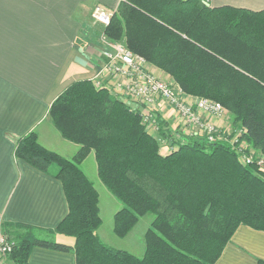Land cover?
<instances>
[{
    "label": "trees",
    "instance_id": "16d2710c",
    "mask_svg": "<svg viewBox=\"0 0 264 264\" xmlns=\"http://www.w3.org/2000/svg\"><path fill=\"white\" fill-rule=\"evenodd\" d=\"M104 35L184 94L219 103L245 129L242 153L264 155V10L121 0ZM48 118L79 147L72 159L41 146L34 131L16 141L14 157L61 183L68 213L53 230L1 224L14 241L8 264H29L35 248L71 253L75 264H214L239 226L264 232V171L255 159L241 163L229 144L183 135L160 116L153 132L138 110L90 80L67 87ZM164 141L167 153L160 152ZM91 152L99 181L122 205L113 216L114 236L127 237L139 218L152 216L141 257L98 238L99 196L80 168ZM56 235L73 245L56 242Z\"/></svg>",
    "mask_w": 264,
    "mask_h": 264
},
{
    "label": "crops",
    "instance_id": "0c3cea01",
    "mask_svg": "<svg viewBox=\"0 0 264 264\" xmlns=\"http://www.w3.org/2000/svg\"><path fill=\"white\" fill-rule=\"evenodd\" d=\"M120 1L0 0V225L12 223L53 230L66 217L68 207L61 183L17 160L15 144L34 131L47 150L68 160L75 155L79 147L61 138L48 118V111L71 84L96 76L101 67L98 47L102 29L92 21L91 13L97 6L114 12ZM224 6L260 12L264 10V0H210L211 8ZM159 110L160 116L173 126L176 121L173 112L165 105H160ZM80 168L98 193L101 218L100 194L110 204L114 203L110 199L114 197H109L112 195L98 179L92 152ZM117 207L120 210L122 205ZM107 210L112 207L108 205ZM116 212L111 214L112 228ZM97 235L104 244L112 241L103 232V221ZM54 239L68 246L74 242L59 235ZM143 252L144 243L137 254H131L141 257ZM259 261L264 262V232L241 225L214 264H259ZM28 262L75 264V257L71 253L35 248Z\"/></svg>",
    "mask_w": 264,
    "mask_h": 264
},
{
    "label": "built area",
    "instance_id": "2783aa9c",
    "mask_svg": "<svg viewBox=\"0 0 264 264\" xmlns=\"http://www.w3.org/2000/svg\"><path fill=\"white\" fill-rule=\"evenodd\" d=\"M203 1L210 5V0ZM112 14L100 6L91 13L92 21L102 29L98 47L101 67L90 79L94 87H104L136 106L142 122L153 132L157 131L160 105H165L175 115L173 129L186 136L204 138L208 143H227L241 153V163L248 164L255 159L259 171H264V155L252 158V151L242 153L246 146L239 139L245 134V129L228 124L227 113L219 103L184 94L167 76L161 77L151 71L144 59L133 54L123 42H112L105 37L104 29L109 25ZM13 247V239L0 232V264H8Z\"/></svg>",
    "mask_w": 264,
    "mask_h": 264
},
{
    "label": "rangeland",
    "instance_id": "374dc122",
    "mask_svg": "<svg viewBox=\"0 0 264 264\" xmlns=\"http://www.w3.org/2000/svg\"><path fill=\"white\" fill-rule=\"evenodd\" d=\"M126 103L129 105V107L131 109L138 110L136 108V106H134L133 104H131L127 101H126ZM226 113H227V118H226L227 123L232 124L233 123L232 115L230 113H228L227 111H226ZM160 146H161V149H160L161 153H165V152L167 153L168 152V148H167L168 146H167V143L165 141H164V145L162 143H160ZM103 189H105V188H103ZM103 191H105V190H103ZM107 195H110V194H107ZM109 197H112V196H109ZM110 199H111V201H114V203H112V204L108 203V201H107L106 197H104L103 193H102V195L100 194V212H101V218L103 221V232L105 234H107L110 237V239L112 240L106 244L109 247L117 249V250H123V251L129 252V253L137 254L140 245L143 244L144 230L151 223L152 216L148 215V216L139 218V220L137 222L138 224H136L137 227L135 226L136 228L135 227H134L135 229L133 228L134 230L130 235H128L126 238H123V239L117 238L116 236H114V234H112V231H111L112 230L111 214H112V212H116L117 210H119L117 207V204L118 205H120V204H119V202H116V200L114 198H110ZM108 205H110L112 207L111 211L107 210ZM37 235H38V233H37ZM100 236L102 238V228H101ZM38 237L40 239H45L47 236L43 233H39Z\"/></svg>",
    "mask_w": 264,
    "mask_h": 264
}]
</instances>
